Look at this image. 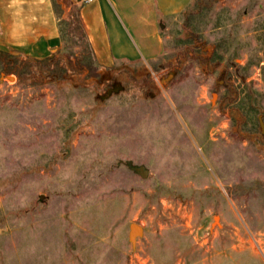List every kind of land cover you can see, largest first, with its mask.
<instances>
[{
    "label": "rangeland",
    "instance_id": "374dc122",
    "mask_svg": "<svg viewBox=\"0 0 264 264\" xmlns=\"http://www.w3.org/2000/svg\"><path fill=\"white\" fill-rule=\"evenodd\" d=\"M54 2L55 49L0 50V264H264V0H191L111 68Z\"/></svg>",
    "mask_w": 264,
    "mask_h": 264
},
{
    "label": "crops",
    "instance_id": "0c3cea01",
    "mask_svg": "<svg viewBox=\"0 0 264 264\" xmlns=\"http://www.w3.org/2000/svg\"><path fill=\"white\" fill-rule=\"evenodd\" d=\"M94 61L150 63L165 54L162 19L181 13L191 0H73ZM61 39L54 0H0V50L45 54Z\"/></svg>",
    "mask_w": 264,
    "mask_h": 264
},
{
    "label": "water",
    "instance_id": "95a60500",
    "mask_svg": "<svg viewBox=\"0 0 264 264\" xmlns=\"http://www.w3.org/2000/svg\"><path fill=\"white\" fill-rule=\"evenodd\" d=\"M147 174H145L146 176ZM143 232V229L142 227H140L139 225L137 224H132L131 225V232H130V238L132 240H134L136 237H138L139 235H141Z\"/></svg>",
    "mask_w": 264,
    "mask_h": 264
},
{
    "label": "trees",
    "instance_id": "16d2710c",
    "mask_svg": "<svg viewBox=\"0 0 264 264\" xmlns=\"http://www.w3.org/2000/svg\"><path fill=\"white\" fill-rule=\"evenodd\" d=\"M77 22H78V25H79L80 28H81V31H82V33H83L85 39L87 40V45H88L89 51L91 52V55H92V57H93V59H94V55H93V53H92V51H91V48H90V44H89V42H88L87 35H86V33H85V31H84V29H83V27H82V24H81V21H80V18H79L78 9H77Z\"/></svg>",
    "mask_w": 264,
    "mask_h": 264
},
{
    "label": "built area",
    "instance_id": "2783aa9c",
    "mask_svg": "<svg viewBox=\"0 0 264 264\" xmlns=\"http://www.w3.org/2000/svg\"><path fill=\"white\" fill-rule=\"evenodd\" d=\"M90 1H92V0H87V2H90Z\"/></svg>",
    "mask_w": 264,
    "mask_h": 264
}]
</instances>
